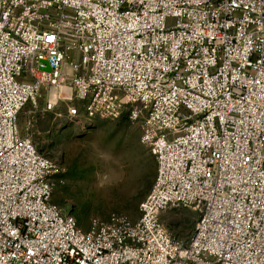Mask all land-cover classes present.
I'll return each mask as SVG.
<instances>
[{
	"label": "built area",
	"instance_id": "built-area-1",
	"mask_svg": "<svg viewBox=\"0 0 264 264\" xmlns=\"http://www.w3.org/2000/svg\"><path fill=\"white\" fill-rule=\"evenodd\" d=\"M41 100L139 122L156 175L138 219L83 231L53 202L18 124ZM180 206L187 240L160 219ZM0 264H264V0H0Z\"/></svg>",
	"mask_w": 264,
	"mask_h": 264
},
{
	"label": "rangeland",
	"instance_id": "rangeland-1",
	"mask_svg": "<svg viewBox=\"0 0 264 264\" xmlns=\"http://www.w3.org/2000/svg\"><path fill=\"white\" fill-rule=\"evenodd\" d=\"M42 100L28 103L19 115L22 136L54 165L53 202L73 215L86 231L91 220L111 215L139 218V204L150 191L156 161L140 142V124L126 114L84 122L66 120L67 103L44 113ZM160 219L175 239L193 233L197 212L187 207L163 211Z\"/></svg>",
	"mask_w": 264,
	"mask_h": 264
},
{
	"label": "water",
	"instance_id": "water-1",
	"mask_svg": "<svg viewBox=\"0 0 264 264\" xmlns=\"http://www.w3.org/2000/svg\"><path fill=\"white\" fill-rule=\"evenodd\" d=\"M46 69H47V70H50V68H49L48 66L46 67Z\"/></svg>",
	"mask_w": 264,
	"mask_h": 264
},
{
	"label": "snow or ice",
	"instance_id": "snow-or-ice-1",
	"mask_svg": "<svg viewBox=\"0 0 264 264\" xmlns=\"http://www.w3.org/2000/svg\"><path fill=\"white\" fill-rule=\"evenodd\" d=\"M51 39V38H50Z\"/></svg>",
	"mask_w": 264,
	"mask_h": 264
}]
</instances>
